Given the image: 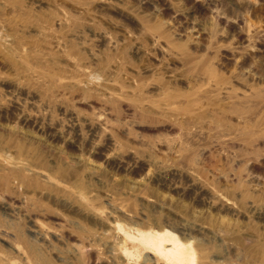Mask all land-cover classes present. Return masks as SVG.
Segmentation results:
<instances>
[{
  "label": "rangeland",
  "instance_id": "rangeland-1",
  "mask_svg": "<svg viewBox=\"0 0 264 264\" xmlns=\"http://www.w3.org/2000/svg\"><path fill=\"white\" fill-rule=\"evenodd\" d=\"M0 264H264V0H0Z\"/></svg>",
  "mask_w": 264,
  "mask_h": 264
},
{
  "label": "bare ground",
  "instance_id": "bare-ground-1",
  "mask_svg": "<svg viewBox=\"0 0 264 264\" xmlns=\"http://www.w3.org/2000/svg\"><path fill=\"white\" fill-rule=\"evenodd\" d=\"M157 246L159 247V242H157ZM169 252H170V251H168V253H169ZM175 252H176L177 254H179V255L182 253L180 249H176ZM178 260H179V259H178Z\"/></svg>",
  "mask_w": 264,
  "mask_h": 264
}]
</instances>
